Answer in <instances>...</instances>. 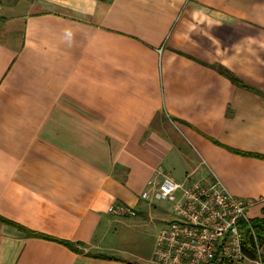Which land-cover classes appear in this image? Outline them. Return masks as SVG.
Here are the masks:
<instances>
[{
	"label": "crops",
	"instance_id": "obj_1",
	"mask_svg": "<svg viewBox=\"0 0 264 264\" xmlns=\"http://www.w3.org/2000/svg\"><path fill=\"white\" fill-rule=\"evenodd\" d=\"M233 149L264 155V0H2L0 264H158L159 171L259 217L264 159Z\"/></svg>",
	"mask_w": 264,
	"mask_h": 264
},
{
	"label": "built area",
	"instance_id": "obj_2",
	"mask_svg": "<svg viewBox=\"0 0 264 264\" xmlns=\"http://www.w3.org/2000/svg\"><path fill=\"white\" fill-rule=\"evenodd\" d=\"M158 173L161 181H149L141 197L171 202L175 216L157 235L156 263L210 264L217 253L230 260L251 261L244 252L243 226L250 223L248 209L255 201L232 194L217 177L181 182ZM108 210L116 216L137 215L135 208L121 203L110 205ZM257 248L259 253L263 251Z\"/></svg>",
	"mask_w": 264,
	"mask_h": 264
},
{
	"label": "trees",
	"instance_id": "obj_3",
	"mask_svg": "<svg viewBox=\"0 0 264 264\" xmlns=\"http://www.w3.org/2000/svg\"><path fill=\"white\" fill-rule=\"evenodd\" d=\"M2 4V0H0V6ZM221 73L227 75L232 79L233 82L236 84H242L243 86H246L243 82H241L238 78H236L232 73L229 71L219 68ZM235 152L244 154V155H253L260 157L264 159L263 154H256V153H249V152H244V151H239L233 149ZM4 220V219H3ZM243 228L246 231L245 234V239H244V252L247 257V259L251 261H261L262 264H264V206L262 208V215L259 217L251 218L250 223H245ZM30 235H38L41 237H45L44 235L31 232L29 231ZM67 246H69L71 249L75 251H79L78 245L81 243H74L70 241H63ZM257 245L262 248V252L259 253ZM247 261V260H242V261H235V260H230L226 259L223 256H221V253H217L215 258L212 260L210 264H242V262Z\"/></svg>",
	"mask_w": 264,
	"mask_h": 264
},
{
	"label": "rangeland",
	"instance_id": "obj_4",
	"mask_svg": "<svg viewBox=\"0 0 264 264\" xmlns=\"http://www.w3.org/2000/svg\"><path fill=\"white\" fill-rule=\"evenodd\" d=\"M155 204H156L155 206L157 207V209H159L160 211H162L163 209L168 210L170 206L172 207V203L167 200H156ZM160 229L161 228L156 229L155 233H158ZM242 264H258V263L247 260V261L242 262Z\"/></svg>",
	"mask_w": 264,
	"mask_h": 264
}]
</instances>
